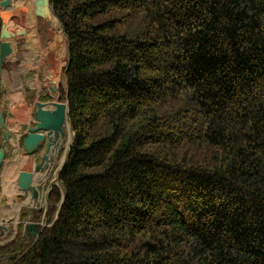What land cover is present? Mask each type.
Returning a JSON list of instances; mask_svg holds the SVG:
<instances>
[{
	"label": "trees",
	"instance_id": "obj_1",
	"mask_svg": "<svg viewBox=\"0 0 264 264\" xmlns=\"http://www.w3.org/2000/svg\"><path fill=\"white\" fill-rule=\"evenodd\" d=\"M50 6L51 72L76 136L48 196L50 226L28 239L21 222L0 257L264 264V0Z\"/></svg>",
	"mask_w": 264,
	"mask_h": 264
},
{
	"label": "crops",
	"instance_id": "obj_2",
	"mask_svg": "<svg viewBox=\"0 0 264 264\" xmlns=\"http://www.w3.org/2000/svg\"><path fill=\"white\" fill-rule=\"evenodd\" d=\"M44 21L32 23L24 19V25L20 23L17 30H24L26 34L19 36L14 31L19 40L14 52L15 57L8 62L6 69L8 86L2 87L6 127L0 130V135L2 148L6 149V157L0 170V224L15 220L16 208L19 206L20 209L22 204L28 203L29 207H36L42 203V198L39 202H34L30 193H24L19 189L17 184L19 174L22 171L34 172V185L42 192L41 197H44L46 192L39 186V179L44 172H51L56 167L61 154L62 145L60 146V141L55 140L50 154L53 161L44 172L37 173L35 167L42 161L47 145L41 142L36 149L31 145L28 148L32 150L26 147L29 128L35 125L33 114L35 115L38 103L49 101L50 96L61 95L51 72L53 65L51 53L56 49L58 41L53 30L50 28V31ZM13 25L16 27L17 24L13 22L14 30ZM65 131L67 135L70 133L69 121ZM6 132L10 133L9 139L5 137Z\"/></svg>",
	"mask_w": 264,
	"mask_h": 264
},
{
	"label": "water",
	"instance_id": "obj_3",
	"mask_svg": "<svg viewBox=\"0 0 264 264\" xmlns=\"http://www.w3.org/2000/svg\"><path fill=\"white\" fill-rule=\"evenodd\" d=\"M12 6V0H3L0 3V17L2 20V31H1V41H0V77L4 78L3 71L6 68L7 58L13 53L12 45L9 41L10 37H13L14 34L11 30L12 24L14 22V15L10 11ZM37 14L43 19V17L48 13V10L52 13L53 9L50 6V0H36ZM50 7L51 9H49ZM45 18V17H44ZM26 32L20 30L18 35H24ZM70 123V129L73 133L71 143L69 145V151L72 147V144L75 140V130L70 117V106H69V93H66L65 101L60 99V96H50L49 101H40L36 109V125L29 128V135L26 139V147L30 145L33 146V149L37 148L38 145L43 142L46 143L47 148L46 152L43 155L42 161L39 162L35 171L37 173L44 172L48 167L49 163L53 161L51 157L52 148L54 146V141H61V138L66 135L65 127L67 122ZM6 127V115L2 105H0V130L5 129ZM5 137L10 138V133L6 132ZM60 168L62 171L64 165L66 164L69 156V152ZM6 149L2 148L0 150V170L5 161ZM35 174L34 172L22 171L18 178L17 184L19 189L22 192L30 193L33 201L40 200V190L36 185H34ZM57 181L59 182V175ZM42 184V182H40ZM52 189V188H51ZM48 207L51 205L49 199L47 198ZM48 222L45 221L44 224L30 222L26 226V231L32 233V235L39 237L40 233L48 226ZM9 229V228H8Z\"/></svg>",
	"mask_w": 264,
	"mask_h": 264
},
{
	"label": "rangeland",
	"instance_id": "obj_4",
	"mask_svg": "<svg viewBox=\"0 0 264 264\" xmlns=\"http://www.w3.org/2000/svg\"><path fill=\"white\" fill-rule=\"evenodd\" d=\"M12 7L16 10V15L18 17V19L20 20V23H22V25H24V19H27L29 20L30 22L32 23H36V22H41L43 19L45 20L44 22H46L47 24H50L52 25L53 27L55 26L54 25V20L52 21V13L48 10V16H44L43 19H41L38 14H37V6H36V0H12ZM20 23L18 22L14 31L16 33H18L20 30H17V27L20 25ZM59 28V25L58 27ZM56 28V29H57ZM21 36V35H19ZM18 40H19V37H18ZM15 57V56H14ZM14 57H12L11 59H13ZM8 86V84H7ZM4 94H2V87H1V96H0V105L3 106L2 102H3V99L5 98L3 96ZM66 97V96H64ZM72 136H73V133L70 129V133L67 135L62 137L61 138V141H60V146H61V154H60V158L57 160V165L54 169L51 170V172H44V174H42V176L40 177V181H43V184H42V188L44 189V191L46 192V194H44V197H42V203L40 202L38 204V206H42L43 208V214H42V217L40 219V223H45L46 221V213L49 209L48 205H47V201H46V197H47V194L51 188V186L53 184H56V185H59V182L57 181L58 179V174H59V169L63 163V161L65 160L66 156H67V153H68V149H69V145L71 143V140H72ZM2 136L0 135V138ZM1 141H2V138H1ZM43 176H46V179H42ZM44 198V200H43ZM28 205V203H26ZM43 204V205H42ZM23 205V204H22ZM19 208V206H18ZM17 208V209H18ZM41 208V207H39ZM59 208V207H58ZM23 209H31L30 207H22L20 206V212L18 213H21ZM16 214V219L15 220H12V221H9L8 223L4 222L2 224H0V245L3 244L4 242H8V241H11L14 236L17 235V232L18 230L17 229V225L19 223V216L20 214ZM14 221V223H13ZM10 227V231L6 228V227ZM31 237H33V235H31V233L28 232L27 234V238L28 239H31ZM0 264H8V259L6 257H0Z\"/></svg>",
	"mask_w": 264,
	"mask_h": 264
},
{
	"label": "bare ground",
	"instance_id": "obj_5",
	"mask_svg": "<svg viewBox=\"0 0 264 264\" xmlns=\"http://www.w3.org/2000/svg\"><path fill=\"white\" fill-rule=\"evenodd\" d=\"M14 34H15V32H14ZM15 36H16V35H15ZM16 37H17V36H16ZM17 38H18V37H17ZM18 210H19V208H18V209L16 208V211H18ZM1 217H2V216H1ZM2 218H3V217H2Z\"/></svg>",
	"mask_w": 264,
	"mask_h": 264
},
{
	"label": "flooded vegetation",
	"instance_id": "obj_6",
	"mask_svg": "<svg viewBox=\"0 0 264 264\" xmlns=\"http://www.w3.org/2000/svg\"><path fill=\"white\" fill-rule=\"evenodd\" d=\"M41 210H42V208H40ZM43 214V213H42ZM41 217H42V215H41Z\"/></svg>",
	"mask_w": 264,
	"mask_h": 264
}]
</instances>
